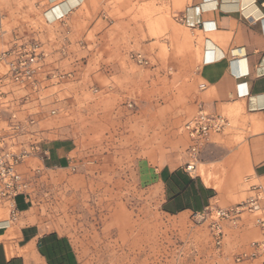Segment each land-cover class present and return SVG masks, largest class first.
<instances>
[{
  "label": "rangeland",
  "instance_id": "374dc122",
  "mask_svg": "<svg viewBox=\"0 0 264 264\" xmlns=\"http://www.w3.org/2000/svg\"><path fill=\"white\" fill-rule=\"evenodd\" d=\"M41 5L0 0V32L39 46L49 123L70 124L63 137L75 142L69 167L35 177L32 200L44 229L68 236L81 264H264L237 261L263 239L249 214L222 221L219 244L212 220L161 210L157 174L187 162L183 125L200 108L196 35L164 0H91L65 26L47 23ZM216 142L230 146L223 136ZM204 152L223 153L204 149L197 172L226 190L221 208L244 202L245 177L205 167Z\"/></svg>",
  "mask_w": 264,
  "mask_h": 264
},
{
  "label": "crops",
  "instance_id": "0c3cea01",
  "mask_svg": "<svg viewBox=\"0 0 264 264\" xmlns=\"http://www.w3.org/2000/svg\"><path fill=\"white\" fill-rule=\"evenodd\" d=\"M90 1L42 0L39 8L47 23L65 26ZM164 1L171 14L197 37L202 55L197 71L200 107L229 120V135L225 130L204 147L213 146L223 154L204 152L202 164L224 166L230 176L233 170L236 177L244 176L247 198L264 193V0ZM18 38L0 32V53L15 46ZM39 81L37 91L27 90L26 108L37 113L38 129L43 131L44 168H67L76 151L75 142L63 137L71 125L49 123L45 82ZM218 136L230 139V146L216 142ZM197 172L198 165L196 173H190L186 163L159 170L156 182L162 213L199 215L213 205L221 208L226 190H218L215 181L206 183ZM0 264H81V260L68 236L46 231L40 224L32 197L19 195L13 208L0 203Z\"/></svg>",
  "mask_w": 264,
  "mask_h": 264
},
{
  "label": "built area",
  "instance_id": "2783aa9c",
  "mask_svg": "<svg viewBox=\"0 0 264 264\" xmlns=\"http://www.w3.org/2000/svg\"><path fill=\"white\" fill-rule=\"evenodd\" d=\"M39 50L37 45L17 43L0 53V203L5 202L11 208L19 195L32 197L35 177L44 169L47 158L43 149V131L38 129L37 113L29 112L26 108L30 97L28 88L37 91L39 78L45 82V65ZM135 60L147 64L141 56H136ZM50 76L58 79L65 77L54 73H50ZM14 93L17 95L13 96ZM51 114L55 115L56 111ZM228 126L226 117L201 107L195 116L184 123L183 131L190 141L186 153L188 172L196 173L204 147ZM246 213L252 217L263 239L253 242L248 251L239 254L238 262L264 258V193H255L228 209L210 206L199 214L212 220L220 244L221 222L228 220L236 223Z\"/></svg>",
  "mask_w": 264,
  "mask_h": 264
}]
</instances>
